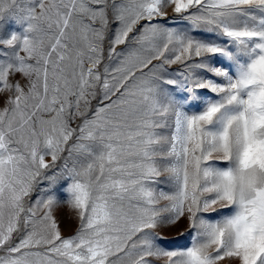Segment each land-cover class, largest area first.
Segmentation results:
<instances>
[{"label":"snow or ice","instance_id":"1","mask_svg":"<svg viewBox=\"0 0 264 264\" xmlns=\"http://www.w3.org/2000/svg\"><path fill=\"white\" fill-rule=\"evenodd\" d=\"M0 264H264V0H0Z\"/></svg>","mask_w":264,"mask_h":264},{"label":"rangeland","instance_id":"2","mask_svg":"<svg viewBox=\"0 0 264 264\" xmlns=\"http://www.w3.org/2000/svg\"><path fill=\"white\" fill-rule=\"evenodd\" d=\"M65 230L67 231L68 229L65 228ZM167 235H168L169 237H177V230H172V231L168 232ZM179 242H180V243H183L182 240L179 241Z\"/></svg>","mask_w":264,"mask_h":264}]
</instances>
